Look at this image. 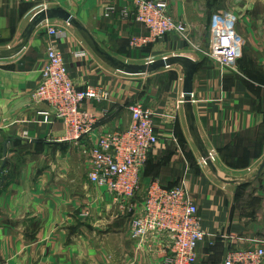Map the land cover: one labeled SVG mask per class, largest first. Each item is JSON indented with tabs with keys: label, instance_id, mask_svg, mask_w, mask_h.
<instances>
[{
	"label": "crops",
	"instance_id": "0c3cea01",
	"mask_svg": "<svg viewBox=\"0 0 264 264\" xmlns=\"http://www.w3.org/2000/svg\"><path fill=\"white\" fill-rule=\"evenodd\" d=\"M164 1L176 21L191 24L192 42L170 32L132 46V38L146 36L144 26L104 16L105 6L123 8L128 0H51L49 7L65 9L77 25L45 20L25 42L33 3L0 0V264H165L168 236L132 238L129 214L119 213L108 192L89 181L81 153V145H94L103 131L126 128L127 106L137 101L153 112L158 143L135 199L152 182L189 192L206 234L195 264H222L229 248H264L257 242L264 239V189L245 190L264 177L258 173L264 159V0ZM225 13L236 16L243 42L233 68L203 51L214 18ZM49 26L58 36L49 35ZM51 43L77 88L109 93L108 100L82 102L96 122L78 140L67 136L60 120L42 122L38 111L48 106L31 98ZM175 54L197 62L189 97L179 65L145 74L119 67ZM247 194L253 203L244 211L240 200Z\"/></svg>",
	"mask_w": 264,
	"mask_h": 264
},
{
	"label": "built area",
	"instance_id": "2783aa9c",
	"mask_svg": "<svg viewBox=\"0 0 264 264\" xmlns=\"http://www.w3.org/2000/svg\"><path fill=\"white\" fill-rule=\"evenodd\" d=\"M33 3V15L49 8L51 0H24ZM130 6L117 8L109 4L104 16L114 14L123 20L133 19L147 31L146 36L134 37L132 46H142L173 32L190 43L187 23L176 21L164 0H128ZM32 15V16H33ZM236 16L218 15L213 20L208 47L204 53L221 67L233 68L241 56L242 38L235 27ZM49 35L58 36L54 26L47 27ZM34 102L48 107L38 111L41 121L60 120L70 139L78 140L87 134L96 122L95 115L81 108L88 99L108 100L109 93L101 87L77 88L68 72L60 50L51 43L46 49V60L40 71V80L31 94ZM130 123L124 129H111L99 134L94 145H81L86 157L90 182L108 192L113 203L130 218L132 238L143 240L147 236H168L170 244L165 264H195L197 247L206 234L201 229L198 208L189 192L180 184L163 187L152 182L141 200L135 195L140 173L150 152L158 143L153 112L140 101L127 106ZM108 112L106 108L102 110ZM261 244V241H257ZM222 264H264L263 246L229 248Z\"/></svg>",
	"mask_w": 264,
	"mask_h": 264
},
{
	"label": "water",
	"instance_id": "95a60500",
	"mask_svg": "<svg viewBox=\"0 0 264 264\" xmlns=\"http://www.w3.org/2000/svg\"><path fill=\"white\" fill-rule=\"evenodd\" d=\"M50 19H59L63 20L68 23H75L71 14L67 12L65 9L56 6V7H49L44 9L32 16L30 22L26 26L23 32V39L26 42L33 31L45 20ZM76 24V23H75ZM77 25V24H76ZM171 65H179L183 72V94L186 97H189L192 93V83H193V76L195 74L197 68V62L188 57L186 55L175 54L172 56H167L157 60H151L145 64H129V63H120L119 67L123 70V72L127 74H145V73H152L156 70L161 68H166ZM4 153H6L4 151ZM3 165L1 166V170L3 169ZM264 168V159L262 160L258 173H261L262 169Z\"/></svg>",
	"mask_w": 264,
	"mask_h": 264
},
{
	"label": "rangeland",
	"instance_id": "374dc122",
	"mask_svg": "<svg viewBox=\"0 0 264 264\" xmlns=\"http://www.w3.org/2000/svg\"><path fill=\"white\" fill-rule=\"evenodd\" d=\"M106 7V6H105ZM236 22H237V20H236ZM184 23H186V22H184ZM187 25H188V27L190 28V35H189V38H190V40H191V30H192V27H191V24L190 23H187ZM235 27H236V24H235ZM209 39V38H208ZM191 42H192V40H191ZM207 47H208V45H207ZM207 47L205 48V50L207 49ZM204 51V50H203ZM264 171V168L262 169V171H261V173ZM261 173H259V174H261ZM262 177V176H261ZM260 177V178H261ZM263 180V181H262ZM254 181V180H253ZM262 181V183L260 184V182ZM261 181H257V183L255 184V183H251V184H249V185H247L246 187H245V190L246 191H248V192H250V191H252L253 189H254V187H258L259 185L262 187V189H264V177H262V179H261ZM110 197V196H109ZM241 202H240V204L242 205V206H240V208H244V211H246L247 209H250L251 208V206H252V203H253V199H251V198H249L248 197V194H247V196H244L243 195V197H242V199L240 200ZM110 202H111V204L117 209V211H119V213H123V211L119 208V206L117 205V204H115V203H113V201H112V198L110 197ZM118 213V212H117ZM82 216H80V217H86L87 215H88V210H85L84 211V213H82L81 214ZM261 244H263L264 245V239H262V241H261ZM197 260V259H196Z\"/></svg>",
	"mask_w": 264,
	"mask_h": 264
}]
</instances>
